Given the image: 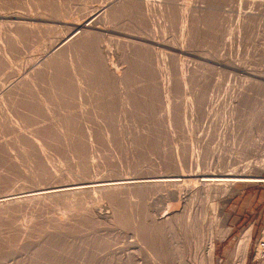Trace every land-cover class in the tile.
Listing matches in <instances>:
<instances>
[{
    "label": "rangeland",
    "instance_id": "rangeland-1",
    "mask_svg": "<svg viewBox=\"0 0 264 264\" xmlns=\"http://www.w3.org/2000/svg\"><path fill=\"white\" fill-rule=\"evenodd\" d=\"M145 2L0 0V196L12 194L0 198V264H123L128 252L178 264L208 237L213 264L254 262L264 181L217 192L195 180L264 159V0ZM96 13L83 43L63 41ZM182 173L200 185L176 188L188 204L159 234L170 187L21 198Z\"/></svg>",
    "mask_w": 264,
    "mask_h": 264
},
{
    "label": "bare ground",
    "instance_id": "bare-ground-1",
    "mask_svg": "<svg viewBox=\"0 0 264 264\" xmlns=\"http://www.w3.org/2000/svg\"><path fill=\"white\" fill-rule=\"evenodd\" d=\"M147 1L148 0H146V2ZM97 16H98V14L96 13V14L92 15L91 17L87 18L86 21H85V23L84 22L82 24L75 23L74 24L75 26H73V31L67 37H65V39L63 41L75 39L82 32L81 33V36L79 35V37H77L75 39V41L77 42L78 40H81L82 43H83L86 40V39H83V37H84L85 33L87 35V32H85L87 30V27L92 26V23L95 22L94 20L97 18ZM86 43H85V45H86ZM60 44H62V42ZM56 52H58V51H56ZM48 59H49V57H48ZM112 89H114V88H112ZM249 161H251V160H249ZM252 162L253 161H251V163L249 164L250 167H251V169L252 168L258 169V167H260L259 169L262 170L261 168H264V159L261 160V162L260 161L253 162V163ZM242 165H243V163H242ZM249 165H246V166L249 168ZM244 169H246V168H244ZM251 169H249L248 172L246 170L247 173L245 171H243V172L239 171L240 173H235L233 175L232 174L231 175L230 174H226V173L225 174L224 173H220V175H219V173H217L218 175H215V174L214 175H212V174H202L201 175V178H199L198 180L196 179L195 181H199V183L204 188H208V190L214 189V190H217V192L219 190L226 192V191H228L229 186L235 185L237 183H244L245 184V183H248V182H262V181H264V176H262V175H255L254 174L255 170L252 171ZM257 174H259V173H257ZM187 176L188 175L182 173V174H175V175L149 176V177H146V178H144V177L143 178H140V177H130V176L127 177L126 176V177H118V178H115V179L85 180V181H81V182H77V183H67V184L65 183V184H62V185H52V186H48V187L37 188V189H34L32 191L30 190L31 192H27L28 194H26V195L23 194V196L21 198L38 199V198H41V197L62 196V195L71 194V193H77V192H81V191H90V192L91 191H94V190H99V191L100 190H106V191H109V190H115V189H119V188H123V187H127V186H133V187H149L150 186V187H156V188L158 187V188H161V190H162L163 187H170L171 188V193L169 195V199L172 200V202L168 205L167 210L165 209V211H163L162 213H159V217L157 215V217H158L157 219H156V216H155V218H154L155 220L153 221V225H157L155 228L158 229L157 232L159 234L160 231H161V229H162L161 227L163 225L161 227H158V224L160 226L161 224H164L165 222H169V221L174 220L178 215H180V212H181V211L180 212H177L178 210L175 211L176 209H174V208L176 206H180V205L185 204V203L188 204L187 202H188L189 198L187 199V202L185 201V202L182 203L181 202V197L180 198L177 197L176 192L178 193V191H176V188H184L185 191L187 190L188 192H194L195 187L198 186V185H200L199 183H198V185H196L197 183H195V184L194 183L188 184L189 182H193V181H192V179H188ZM231 188H232V186H231ZM224 192L222 194H224ZM9 195H12V194H9ZM9 195L8 194L2 195V196H0V198L5 199ZM18 198H20V197H18ZM9 200H10V198H9ZM13 200H15V199L12 198V201ZM0 201H2V200H0ZM7 201H5V203ZM184 207H186V205H184ZM198 220H199V218H198ZM120 221L123 222V223L124 222H127V220H125V217H123V216L121 217ZM199 222H200V224H203V225L206 224V222H207L206 217H204V219L201 218L199 220ZM212 223L213 222L211 220L209 222V225L211 226ZM206 228H208V227H206ZM208 232H211V231H208ZM152 234H153V232H152ZM247 235H248V233H247ZM214 247L215 246H214V243L212 241V238L211 237H208V239L204 243H201V246L199 247V250H198V247H197V250L196 251H200L199 260H197L196 257L195 258L193 257V259H191L192 258L191 257L190 259H186V260L182 258V259L179 260L180 263H178V264H195V263L198 264V261H199V264H203L204 263L203 261L205 260V258L209 260L210 264H213V260H214ZM134 250L135 249H133V251ZM129 253L130 252H128V254L126 255V259L123 260V261L129 262L131 264H143L141 261L138 262V258L139 257H138L137 252H132L130 254ZM149 253H148V255H149ZM157 253H158V251H157ZM152 254L155 255L154 251H153ZM153 257L154 256L152 255L151 258H153ZM153 261L157 262L154 259H153ZM153 261H152L153 264H158V263H155ZM126 262H123V264H126ZM175 263H176V261H175Z\"/></svg>",
    "mask_w": 264,
    "mask_h": 264
},
{
    "label": "built area",
    "instance_id": "built-area-1",
    "mask_svg": "<svg viewBox=\"0 0 264 264\" xmlns=\"http://www.w3.org/2000/svg\"><path fill=\"white\" fill-rule=\"evenodd\" d=\"M252 264H264V239L260 241L256 258Z\"/></svg>",
    "mask_w": 264,
    "mask_h": 264
}]
</instances>
